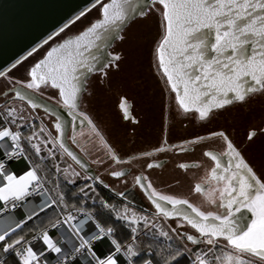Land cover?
Returning a JSON list of instances; mask_svg holds the SVG:
<instances>
[{"label": "snow or ice", "instance_id": "snow-or-ice-1", "mask_svg": "<svg viewBox=\"0 0 264 264\" xmlns=\"http://www.w3.org/2000/svg\"><path fill=\"white\" fill-rule=\"evenodd\" d=\"M150 3L162 6L165 35L157 49L159 67L167 77L171 90L176 93V104L185 116L190 115L200 122L210 121L214 112L235 103H246L253 94L264 93V0H150ZM96 4L101 5V19L91 24L86 31L52 46L46 57L32 67L29 80L22 84L23 88L36 93H39L42 87L57 90L56 103L68 111L71 121L65 125L57 115L54 128L59 135L52 136V133L48 132L47 136L51 139L45 138L33 143L38 135L35 130L27 137H23L19 130L22 127H31L28 118L23 115V110L15 107L4 110L0 113V119L3 121L0 124V149L4 150L8 158L23 155V145L20 142L23 139L41 161L44 160L41 153L45 149L48 157L55 160L59 141L58 148L76 165L84 168L85 163L80 156L63 142L65 128L71 127L73 135L70 139L73 143H78L76 133L79 130L86 142L94 143L93 136L99 138L112 163L129 162L115 154L94 122L79 109L87 87V74L101 72L106 75V69L120 59L119 55L109 52V59L100 64L102 58L96 53L108 49L112 41L123 39L121 32L128 21L135 16H146L148 10L141 8V0H108L106 3L104 0H94L93 7ZM85 14L86 12L81 11L75 20ZM72 22L74 21L65 24L44 43L55 40ZM18 63L20 61L13 64L12 68ZM0 78L10 80L3 70H0ZM12 91L16 98L27 102L32 109L41 107L27 92L17 88ZM44 110L52 111L47 107ZM82 125L88 127L87 134L83 132ZM13 126L15 131L12 130ZM44 132L45 129L41 127L39 133ZM256 134L255 131H250L247 139L251 141ZM216 138L223 141L224 149L219 153L211 149L203 152V156L210 158L214 166L207 176L194 186L195 193L202 194L208 204L216 207L215 212H204L193 206L188 199L157 192L151 182H145L148 178L141 174L134 177L135 184L145 190L147 199L155 206L160 216L177 220L175 228L169 226L166 230L164 225L158 226L154 221L149 222L147 216L137 217L132 213L133 219L129 220L126 215L120 214L117 219L124 220L133 233L132 243L122 247L116 239H111L114 252L101 259L94 252L92 244L105 236L113 235L114 229L110 227L105 230L99 223H94L95 231L89 238H85L82 233L85 225L93 220V214L83 207L76 208L73 205L75 211L86 219L74 224L72 222L76 221L77 217L68 212L62 220L53 221L51 228H57L61 224L68 226L67 231L59 238L54 239L48 230L41 229L40 234L31 240L19 237L9 242L11 234L21 227L18 223L15 228L4 227L3 234H0L2 251L14 252L19 258V264H42V258L50 253L56 254L57 264H76L79 258H84L82 264H120L118 254L123 250L125 264H134V258L141 254L136 245L141 230L134 225L143 223L144 234L153 238L162 237L165 241H173L176 238L193 245H209L207 252L196 253L194 264H264V182L257 177L241 150L224 131L211 132L186 143L195 145ZM179 147L182 152L191 150L183 145ZM167 150L163 146L156 149L157 152ZM152 155V152L143 153L146 157ZM192 166L179 164L181 169ZM154 167H163V163L147 164L149 169ZM3 170L4 163L0 162V178L3 181L0 186V202H4L0 213L14 210L20 206L18 202H23L30 196L43 197L51 191L46 187V178L39 175L42 171L40 167H33L19 178ZM55 171H61L59 166H55ZM64 172L67 173V169H64ZM73 175L79 178L80 174L73 171ZM108 175L119 179L127 173L121 169L110 171ZM64 179L68 183H75V180L69 179L67 175ZM86 179L108 187L101 177L87 176ZM55 187H59L58 182ZM81 193H84L83 188ZM119 195L123 197L125 194L121 192ZM54 206L59 207L61 213L68 209L65 193L57 192L49 200L43 201L40 211L52 209ZM100 206L109 212L115 210V206L103 201H100ZM245 211L252 213L253 218L249 219L244 215ZM27 218L32 219V216ZM186 225L198 235L179 231ZM36 242L42 243V250H34L33 244ZM218 247L220 255L214 252ZM185 251H188L187 244L174 250L169 244L166 256L163 255V250L155 255L161 257L158 264H178ZM43 264L48 262L44 261ZM144 264H152V261L147 260Z\"/></svg>", "mask_w": 264, "mask_h": 264}, {"label": "flooded vegetation", "instance_id": "flooded-vegetation-1", "mask_svg": "<svg viewBox=\"0 0 264 264\" xmlns=\"http://www.w3.org/2000/svg\"><path fill=\"white\" fill-rule=\"evenodd\" d=\"M67 31L68 29H65L55 40L45 44L44 41L47 37L17 60L20 63L15 68H12V65L16 64L17 61L9 66L5 72H7L10 80L0 78V111L12 107L22 109L23 113L27 114L26 117L31 124V127H28L30 134H32L33 130L38 134L37 138L32 141L33 143L43 141L45 138L51 139V137L47 136L48 132H51L52 136L56 135V130L52 124L53 118L38 110H31L22 102L12 100L10 98L12 96L10 89L17 85L22 86L23 83L29 80L30 70L36 63L43 60L45 53L51 46L60 42L63 38L78 33H67ZM159 46L160 44L157 45L153 56L151 53L148 65L145 62H141L147 59L144 58L141 61L131 62L126 68L121 69L118 65V62L122 59L120 58L106 69V75L101 72H93L86 80V86L89 78L94 76L96 84H100L99 82H101L102 78H106L107 82H109L106 87L105 102L111 98L114 103L112 109H104L106 122L103 127L107 130L108 135L114 137L110 139L104 135L102 136L115 154L121 159L129 161L128 163H112L99 138L93 136L92 141L94 143L91 141L86 142L85 137L81 136L79 130H77L76 139L78 143H73L70 139L73 135L71 127H68L66 132L67 142L71 148L87 160L94 176L101 177L108 187L86 179L89 175L79 169L58 148V145L56 148L57 159L52 160L51 157H48L47 149L44 150V154L48 168L46 174L50 175L53 172L54 177L57 178V182L60 184L66 181L62 177L63 175L57 174L55 166H59L60 169L63 168V172L64 169H67V173L71 175H73V171L78 172L80 174L79 178L73 175L76 178L74 179L76 180L74 184L80 185L77 187V195H82L81 189L83 188L84 193L90 195L86 199L91 200L90 204H92L93 208L100 211L108 219L119 220L117 216L120 214L132 215V213H135L138 217L147 216L149 222L154 221L158 226L164 225L167 230L169 226L175 228L177 220L173 218L167 219L155 214V209L147 199L145 190L135 184L134 177L143 174L148 178L145 182H151L157 192L188 199L193 206L204 212H215L217 210L216 207L208 204L202 194L195 193L194 186L196 183H200L214 166V162L210 158L204 157L203 152L206 149H211L219 153L223 151L224 143L220 138L206 140L195 145L188 144L186 141L194 140L200 136H207L211 132L224 131L234 145L241 150L246 161L253 167L257 177L264 182V93L253 94V97L249 98L246 103H235L223 110L214 112L210 121L200 122L191 118L190 115L185 116L176 104V93L171 90L167 77L159 67L157 53ZM34 49L36 51H33ZM108 51L113 55L117 54L113 53L110 48ZM30 52L32 55H29ZM209 55H212V53H209ZM25 57L27 58L24 59ZM165 60H167V53H165ZM24 76L26 80H24ZM43 89V91L40 89L37 94L57 104V90L44 87ZM84 94L81 101L84 98ZM79 110L89 116L97 129H100L98 124L102 126V123L95 122L91 113L89 114L82 109L81 102ZM176 120L178 121L177 123ZM41 127L45 129L44 134L39 133ZM81 127L83 132L87 134L88 127L86 125ZM250 131L257 133L251 141L247 139ZM180 145L191 150L182 152ZM161 146L168 150L157 152L156 149ZM84 149L87 151H84ZM145 152H152L153 155L150 157L143 156ZM134 157L135 159H133ZM97 160L103 162H94ZM148 163H163V167L149 169L147 168ZM181 163L193 166L181 169L179 168ZM196 165L199 166L197 167ZM121 169L126 171L127 175L125 177L117 179L108 175L110 171ZM58 176L62 179L58 178ZM184 182H188L187 190L182 185ZM121 192L125 194L123 197L119 195ZM100 201L110 206H115V210L109 212L108 209L101 208ZM94 222L97 223L95 220ZM179 231L198 235L187 225L179 229ZM108 237L110 238V236ZM171 242L175 243V245L179 244L181 248H183L184 244H187L188 251L186 252L188 253L191 247L202 245H193L186 240L181 241L176 238Z\"/></svg>", "mask_w": 264, "mask_h": 264}, {"label": "water", "instance_id": "water-1", "mask_svg": "<svg viewBox=\"0 0 264 264\" xmlns=\"http://www.w3.org/2000/svg\"><path fill=\"white\" fill-rule=\"evenodd\" d=\"M106 2H108V0L105 1V3ZM93 3L94 0H0V70L5 71L9 66H11L22 56H24L26 53H28L30 50L40 44L43 40H45L47 37L59 30L73 18H75L81 11L86 10ZM149 5H151L150 0H141V8L147 9ZM101 16L102 8H100V16L98 18L93 20L80 32L68 36L66 38L74 37L86 31V29L90 27L91 24L101 19ZM135 17H133L132 19H134ZM132 19H130L128 23ZM127 24L123 27V29L127 26ZM66 38H63L58 43H61ZM114 41L110 43V47L112 46ZM109 48L96 53L102 58L100 64L104 63L109 59ZM47 52L45 53L43 59L46 57ZM90 74L91 73H88L87 77ZM13 88H17L21 91L27 92V94L31 96L35 101H37L41 105V107L37 109H32L27 104V102L20 101L18 98L15 97L14 91H12ZM13 88L10 89V92H12V96L10 98L12 100L22 102L27 105L31 110H38L52 117L53 126L56 122L57 115L61 117V120L65 125H68L71 121V116L68 114V111L66 109L61 108L58 104H55L54 102L44 98L43 96L31 90L23 88L20 85L14 86ZM45 107L52 111L45 112ZM67 130L68 127L65 128L63 142L69 147L70 150H72L75 154L79 155L71 148V146L67 142ZM58 135L59 134L56 132L55 136ZM58 143L59 141H57V145ZM79 156L82 162L85 163L84 168H81L80 166L76 165L70 157H67L83 172H85L89 176H94L93 170L89 166L87 160L83 156ZM153 207L155 209V214L158 215L154 205ZM244 215L248 216L249 219L253 218L252 213L250 212L245 211Z\"/></svg>", "mask_w": 264, "mask_h": 264}, {"label": "rangeland", "instance_id": "rangeland-1", "mask_svg": "<svg viewBox=\"0 0 264 264\" xmlns=\"http://www.w3.org/2000/svg\"><path fill=\"white\" fill-rule=\"evenodd\" d=\"M160 13H162V7L160 5L158 4L151 5L148 8L146 16L135 17L122 30L121 35L123 39H119L116 42H114L113 46L110 48V50H112L113 53H118L120 58H122L118 62L119 68L124 69L127 67V65H130L131 62H134L136 60L141 61L144 58H147V59L141 62H145V64L148 65L151 53H152V56L155 53V50L153 48L155 47V44L158 43L160 39V35H162V32L164 31V24L160 17ZM78 26H81V23ZM75 31H76V28H72V29L70 28L68 29L67 33H72ZM26 58L27 57H25L24 59ZM94 77L93 78L90 77L88 80L87 90L84 94V98L81 101V107L82 109L86 110L89 114L91 113V116L95 122L102 123V126L98 124L101 135H104L106 138L109 137L110 139H112L114 136L108 135L107 130H105L103 127L106 122V114H104V109L106 108L112 109V105L114 103L113 99L111 98H109L107 102H105L106 91H107L106 87L107 85H109L108 84L109 82H107L106 78H102L101 82H99L100 84H96V79ZM24 78H25L24 80H26L25 76ZM43 90L44 89L42 87L41 91ZM23 115L27 116L25 112L23 113ZM177 122L178 121L176 120V123ZM57 174L60 176L69 175L70 176V177L68 176L69 178L76 179L73 175L63 172V168H61V171ZM47 177H48L49 185L51 186V188H53L52 189L53 192H54V189L58 190V188L55 187L57 183V178H54L55 180L54 182H52L50 176L47 175ZM187 183L188 182L182 183L185 190H187V187H188ZM82 195H85V194L82 193ZM64 213L67 214L68 211L66 210ZM126 216L129 220L133 219L132 215H126ZM123 222H124L123 228L121 229L116 228V230H114V234H115L114 239H116L122 245V247L127 246L128 244L132 243V236H133V233L131 232V229L128 226V224L124 220ZM134 226L138 227V229L141 230L139 235L142 236V233H144L143 223H140L139 225H134ZM108 228H110V226ZM108 228H106V230ZM209 247L210 246L207 244H202L200 246L191 247L189 249L188 258L191 261L195 262L196 253L197 252H207ZM214 252L216 255H220L219 247L217 249H214ZM122 253L124 254L123 250H122Z\"/></svg>", "mask_w": 264, "mask_h": 264}, {"label": "trees", "instance_id": "trees-1", "mask_svg": "<svg viewBox=\"0 0 264 264\" xmlns=\"http://www.w3.org/2000/svg\"><path fill=\"white\" fill-rule=\"evenodd\" d=\"M105 1H107V0H104V2ZM151 5H149V6H151ZM149 6L147 7V10H148ZM100 8H101L100 4H96L94 7H93V4L90 5L86 10H84V12H86V14L84 16H82L79 20H75V18H73L71 21H74V22H72L67 29L76 28L75 32L81 31L84 27L89 25L93 20H95L96 18H98L100 16ZM160 17H161L162 22L164 24V31L162 32V35H160V39H159L158 43H156L155 47L153 48L154 50H156L157 45H159L161 43V41L163 40L164 35H165V22L163 20L162 13H160ZM80 23H81V26H78ZM116 41L117 40H115L114 42H116ZM113 44H112V46H113ZM116 55H118V53ZM3 111L4 110H1L0 113H3ZM2 123H3V121H2V119H0V124H2ZM26 130H27L26 127L22 128L23 132H25ZM23 144L25 146V149L28 147V149L33 151V149H31L29 147V144L26 141H23ZM35 162H39V163L41 162V164H42V167H41L42 171L41 172L46 174V171L48 170L47 160L41 161V159H40V161H38V158H37V160ZM53 174L54 173L52 172L49 175L52 182H54V180H55L54 179L55 177ZM58 178H60V177L58 176ZM78 186H80V185L70 184L68 182H61L59 184L58 191L59 192L62 191L63 193H65V200H66L67 204L69 205V207L67 209L68 212L75 210L72 207L73 205H75L76 208L83 207L86 211H89L90 213L93 214V219L97 223H99L102 227H104L105 230L109 226L112 227L114 230H116V228H120V229L123 228V226H124L123 221H121V220H110L105 215H102L100 211L94 209L92 204H90L91 200L86 199L90 196L88 193H87V195H77L76 191H77ZM61 214H63V213H61L60 208L54 206V208H52V209H46L45 211H41L37 215L33 216L32 219H25V220L21 221L20 222L21 227L16 229L15 233L11 234L9 242H11V240H15L19 237H24L25 240H27L29 237H31V236L37 234L39 231H41V229H45L47 226H50V224L53 221L60 218ZM114 237H115V234L110 236L111 239H113ZM169 244L171 245V248L173 250L176 249L177 247L181 248V246L179 244L175 245V243H173L171 241H165L161 237L153 238L150 235H145L144 233H142V236L139 235L137 240H136V245H137L138 249L140 250L141 254H140V256L134 258V264H144V262L147 260H151L152 264H158V262L161 260V257L159 255H155V253L161 252L163 250V255L166 256ZM2 247H3V245H2V243H0V264H19V260L15 256L14 252L10 251L8 253H4L2 251ZM188 255H189V253L185 251L183 256L179 259L178 264H194V261H191L188 258Z\"/></svg>", "mask_w": 264, "mask_h": 264}, {"label": "built area", "instance_id": "built-area-1", "mask_svg": "<svg viewBox=\"0 0 264 264\" xmlns=\"http://www.w3.org/2000/svg\"><path fill=\"white\" fill-rule=\"evenodd\" d=\"M0 162L4 163V172L11 174L14 172L13 170V164H22L23 169H31V165L28 163L27 159L24 155H16L14 158H8L4 154V150L2 151V158L0 157ZM3 181L2 178H0V186H2ZM50 195L47 193L45 196H30L27 198V200L23 202H18L20 206L15 208L14 210H7L2 213H0V234H3V230L1 231V228L7 226L9 229L15 228L16 225L21 221L28 219L27 217L31 215L32 217L36 215L37 213L41 212L40 208L43 206V201L49 200ZM0 207L3 208L4 205L0 204ZM71 213L77 217L76 221H73L72 223L76 224L80 220L86 219L83 215H81L77 211H71ZM67 215V214H66ZM65 214H61V217L59 219H63ZM94 220L89 221L83 230V233L85 235V238H89L91 236V233L95 231L94 228ZM67 225L61 224L57 228H51L50 226H47L45 229L49 231L50 235L56 239L61 236L62 233H65L67 231ZM40 234V231L29 237L27 240H31L33 237L38 236ZM43 245L40 242H36L33 244V248L36 251H40L43 249ZM93 250L96 253V255L103 259L107 255L114 252V246L111 244V240L108 236H105L104 238L94 241L92 244ZM15 254V253H14ZM16 256V255H15ZM17 257V256H16ZM19 260V258L17 257ZM118 259L120 264H125V255L121 252L118 254ZM84 258H79L76 262V264H82V261ZM44 261H47L48 264H57V257L56 254L50 253L47 254L45 257L42 258V264Z\"/></svg>", "mask_w": 264, "mask_h": 264}, {"label": "crops", "instance_id": "crops-1", "mask_svg": "<svg viewBox=\"0 0 264 264\" xmlns=\"http://www.w3.org/2000/svg\"><path fill=\"white\" fill-rule=\"evenodd\" d=\"M23 128V127H22ZM22 128H20L19 130L21 131V133H22V136L23 137H27V136H29V135H31L30 134V131H29V129H28V127H26L28 130H26L25 132H22ZM12 130L13 131H15L16 130V128H15V126H13L12 127ZM23 139H21V143H22V145H23V155L25 156V158L27 159V161H28V163L32 166L31 167V169L33 168V167H42V164H41V162L39 163V162H35L36 160H37V158H38V161H40V157H37L35 154H34V150L32 151V150H30V149H28V147L25 149V146H24V144H23ZM29 147L31 148V146L29 145ZM32 149V148H31ZM2 151H3V149H0V157L2 158ZM45 152L43 151L42 153H41V156H43L44 157V160H45V158H46V156H45V154H44ZM28 155V156H27ZM31 169H23V166H22V164H13V170H14V172H12L11 174H14L17 178H19L20 176H24L29 170H31ZM39 175L41 176V177H44V178H46V180H47V183H46V187L48 188V189H50L51 191L50 192H48V194L50 195V197H52V196H55L56 195V193L58 192V190L57 189H54V192H53V188H51V186L49 185V181H48V177H47V175L46 174H44L43 172H41L40 171V173H39ZM63 176H65V175H63ZM61 178V177H60ZM69 178V177H68ZM62 179V178H61ZM69 179H71V178H69ZM64 180V179H63ZM64 181H66V180H64ZM67 182V181H66ZM55 193V194H54ZM0 204L1 205H4V202H0ZM72 211H74V210H72ZM71 212V211H70ZM40 213V212H39ZM63 214H65L66 215V213H63ZM37 215V214H36ZM35 216V215H34ZM61 217V216H60Z\"/></svg>", "mask_w": 264, "mask_h": 264}, {"label": "bare ground", "instance_id": "bare-ground-1", "mask_svg": "<svg viewBox=\"0 0 264 264\" xmlns=\"http://www.w3.org/2000/svg\"><path fill=\"white\" fill-rule=\"evenodd\" d=\"M38 214V213H37ZM4 229V227L3 228H1V231Z\"/></svg>", "mask_w": 264, "mask_h": 264}]
</instances>
